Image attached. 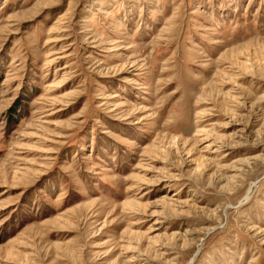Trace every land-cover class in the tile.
I'll use <instances>...</instances> for the list:
<instances>
[{"label":"rangeland","instance_id":"obj_1","mask_svg":"<svg viewBox=\"0 0 264 264\" xmlns=\"http://www.w3.org/2000/svg\"><path fill=\"white\" fill-rule=\"evenodd\" d=\"M0 264H264V0H0Z\"/></svg>","mask_w":264,"mask_h":264}]
</instances>
